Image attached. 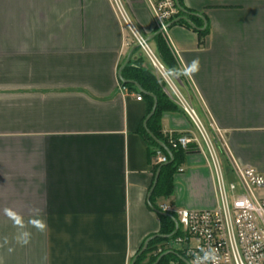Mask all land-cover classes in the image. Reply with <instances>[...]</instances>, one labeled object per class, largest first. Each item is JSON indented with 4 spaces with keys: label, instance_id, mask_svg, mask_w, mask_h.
Listing matches in <instances>:
<instances>
[{
    "label": "crops",
    "instance_id": "obj_1",
    "mask_svg": "<svg viewBox=\"0 0 264 264\" xmlns=\"http://www.w3.org/2000/svg\"><path fill=\"white\" fill-rule=\"evenodd\" d=\"M179 3L208 33L176 22L162 35L179 68L200 60L192 79L173 76L175 86L214 136L229 179L237 164L264 172V0ZM126 6L157 50L150 4ZM131 38L111 0H0V244L8 238L0 264H131L159 233V213L148 203L156 163L144 133L149 100L120 78L139 57L156 70L141 49L134 53ZM178 107L156 122L165 134L196 138L198 149L159 203L213 208L209 146ZM5 207L26 221L30 208L41 209L48 230L29 226L31 241L21 246Z\"/></svg>",
    "mask_w": 264,
    "mask_h": 264
},
{
    "label": "built area",
    "instance_id": "obj_2",
    "mask_svg": "<svg viewBox=\"0 0 264 264\" xmlns=\"http://www.w3.org/2000/svg\"><path fill=\"white\" fill-rule=\"evenodd\" d=\"M128 1L111 0L135 45L150 59L159 80L164 82V91L192 118L204 136L210 149L218 200L215 207L207 209L176 208L170 203H159L158 211L172 214L177 222L175 234L157 245L154 254L176 253L179 260H172L171 264H192L194 257L189 254L190 251L196 252L201 247L211 246L218 249V264H264V197L255 191L264 189V172L252 166L237 164L232 170L234 179L228 178L194 108L179 92L173 76L169 75V70L157 57L149 40L130 17L126 6ZM146 1L152 8L157 30L168 38L171 24L183 14L178 1ZM142 98V94L137 96L138 100ZM168 135L174 148L185 149L190 143L197 142L196 138L184 132L176 138L174 132ZM154 159L158 164L170 161L161 149L157 150ZM183 170L180 167L178 171Z\"/></svg>",
    "mask_w": 264,
    "mask_h": 264
},
{
    "label": "trees",
    "instance_id": "obj_3",
    "mask_svg": "<svg viewBox=\"0 0 264 264\" xmlns=\"http://www.w3.org/2000/svg\"><path fill=\"white\" fill-rule=\"evenodd\" d=\"M189 12V11H188ZM184 14V12H182ZM197 17L189 12L187 17L181 19L179 23L184 24L187 27H193L192 22H196ZM195 28V27H194ZM201 36H205L208 33V27L205 29H197ZM154 40L157 46V56L164 63L167 69L177 68L179 69V65L177 63L176 58L174 57L171 48L167 44L166 40L162 36L161 33L156 32L154 36ZM140 48L137 47L134 50V53L137 52ZM143 57H139L134 62H128L123 70L124 78L137 81L145 90L153 93L158 98V106L155 114L148 121L149 129L154 133V135L171 151L173 155V161L171 163H165L160 171V175L158 178V183L150 197V203L154 207V210H158L159 201L162 198H169L173 194L174 188V175L178 172L179 168L183 164V161L186 155L190 152H194L198 149L197 144L190 143L187 148H174L170 143L169 135L163 133L160 125L156 122L160 116V114L165 110H179L178 105L171 100V98L164 91V82L159 80V78L154 73L153 69H149L143 66ZM125 85L130 86L131 88H136L134 84L124 83ZM143 96H145L149 100V111H151L154 99L150 95H146L140 92ZM145 136L147 138L149 148H150V156L155 158L157 150L161 149L168 158L170 155L154 140V138L144 130ZM183 133V132H181ZM180 132H174V137L181 134ZM162 164L155 163L153 172L154 179L157 173V170L160 168ZM161 220V228L159 233L162 235H170L175 231L176 223L175 221L169 217L168 215L160 214ZM167 238L158 237L152 240L146 251L139 255L135 264H171L172 260H179V256L176 253H168L164 255L159 261V257L163 254L155 255L154 250L157 245L163 243ZM142 244L141 248L143 247ZM139 249V251L141 250ZM138 251V252H139ZM137 252V253H138ZM183 263V262H182ZM184 264V263H183Z\"/></svg>",
    "mask_w": 264,
    "mask_h": 264
},
{
    "label": "clouds",
    "instance_id": "obj_4",
    "mask_svg": "<svg viewBox=\"0 0 264 264\" xmlns=\"http://www.w3.org/2000/svg\"><path fill=\"white\" fill-rule=\"evenodd\" d=\"M199 71L200 60L199 58H195L190 63L182 65V67L179 69H169V75L176 78L185 76L189 79H192ZM29 211L32 213V215L26 221L24 216L14 208L5 207L3 209L4 215L12 221L13 226L21 230L15 238L16 242L21 246L27 245L31 241L32 233L31 231L27 230L29 226L35 228L41 233H44L48 230L47 223L41 216L42 210L39 208H30ZM7 243L8 238L4 237L3 244H0V247H3V245ZM8 251L11 252L13 249L9 248ZM189 254L194 257L192 264H218L219 262L218 249L211 246L201 247L196 252L190 251Z\"/></svg>",
    "mask_w": 264,
    "mask_h": 264
},
{
    "label": "water",
    "instance_id": "obj_5",
    "mask_svg": "<svg viewBox=\"0 0 264 264\" xmlns=\"http://www.w3.org/2000/svg\"><path fill=\"white\" fill-rule=\"evenodd\" d=\"M178 1V4L180 5V3H179V0H177ZM180 7H181V10H182V12H184V13H186V14H188L189 12L186 10V9H184L181 5H180ZM185 17H180V18H178L175 22H173L172 24H174V23H176V22H179L181 19H184ZM171 24V25H172ZM193 25V24H192ZM193 27H195V28H197V29H202V28H199V27H196V26H194L193 25ZM159 32V31H158ZM160 33V32H159ZM137 47V45H135L134 46V48H136ZM120 78H121V80L123 81V82H125V83H131V84H134L137 88H138V90L140 91V92H142V93H144V94H146V95H150V96H152L153 97V99H154V103H153V107H152V109H151V111H150V113L148 114V116L146 117V119H145V121H144V127H145V129L147 130V132L154 138V140L170 155V161H169V163H171L172 161H173V155H172V153H171V151L154 135V133L148 128V121L150 120V118L155 114V112H156V109H157V106H158V98L156 97V95L155 94H153V93H151V92H149V91H147V90H145L137 81H135V80H129V79H125L124 77H123V75H122V73L120 72ZM164 164H162L161 166H160V168L157 170V173H156V176H155V180H154V183H153V186H152V188H151V190H150V192H149V195H148V203H149V205H150V207L151 208H154L153 206H152V204L150 203V197H151V195H152V193H153V191H154V189H155V187H156V185H157V183H158V178H159V175H160V171H161V168H162V166H163ZM156 212H158V213H160V214H164V215H168L169 217H171L174 221H175V223L177 222V220H176V218L172 215V214H169V213H165V212H161V211H158V210H156ZM175 232H176V230L172 233V234H170V235H162V234H160V233H157V234H155V235H152V236H150V237H148L146 240H145V242H144V245H143V247L141 248V250L135 255V257L133 258V260H132V263L131 264H135L136 263V260H137V258L139 257V255L140 254H142V253H144L145 251H146V249L148 248V245H149V243L152 241V240H154V239H156V238H158V237H163V238H169V237H171L172 235H174L175 234ZM168 253H166V254H163V255H161L160 257H159V259H158V261L164 256V255H167ZM183 259V261L184 262H186L187 263V260L186 259H184V258H182Z\"/></svg>",
    "mask_w": 264,
    "mask_h": 264
},
{
    "label": "rangeland",
    "instance_id": "obj_6",
    "mask_svg": "<svg viewBox=\"0 0 264 264\" xmlns=\"http://www.w3.org/2000/svg\"><path fill=\"white\" fill-rule=\"evenodd\" d=\"M131 34V33H130ZM131 37H132V35H131ZM131 41L133 42V44H135L134 43V40H133V38H131ZM154 49V51L157 53V50L155 49V48H153ZM198 130V129H197ZM208 130V129H207ZM199 132V131H198ZM208 133H209V130H208ZM210 134V137L212 138V141H213V139H214V136L211 134V133H209ZM256 191V193L257 194H261V190H255Z\"/></svg>",
    "mask_w": 264,
    "mask_h": 264
}]
</instances>
